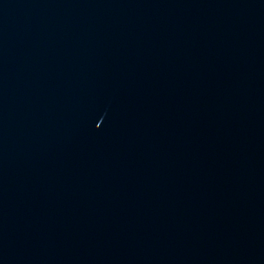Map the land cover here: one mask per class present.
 Returning a JSON list of instances; mask_svg holds the SVG:
<instances>
[{
    "label": "water",
    "instance_id": "water-1",
    "mask_svg": "<svg viewBox=\"0 0 264 264\" xmlns=\"http://www.w3.org/2000/svg\"><path fill=\"white\" fill-rule=\"evenodd\" d=\"M0 264H264V0H0Z\"/></svg>",
    "mask_w": 264,
    "mask_h": 264
}]
</instances>
